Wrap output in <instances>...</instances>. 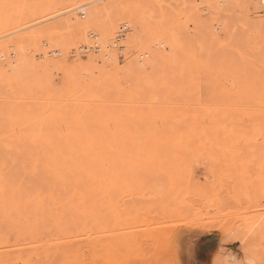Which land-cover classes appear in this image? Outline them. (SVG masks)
I'll return each mask as SVG.
<instances>
[{"label": "rangeland", "instance_id": "obj_1", "mask_svg": "<svg viewBox=\"0 0 264 264\" xmlns=\"http://www.w3.org/2000/svg\"><path fill=\"white\" fill-rule=\"evenodd\" d=\"M85 1L0 0V54L25 61L12 76L0 68V195L12 185L21 205L25 192L37 200L35 171L73 157L81 141L87 215L70 217L72 255L57 263L264 264V7L99 0L84 16L66 12ZM79 18L90 19L86 31ZM109 24L112 39L124 34L112 59L84 47ZM8 220L0 216V252L11 259L1 264L36 258L15 245L26 223Z\"/></svg>", "mask_w": 264, "mask_h": 264}, {"label": "bare ground", "instance_id": "obj_2", "mask_svg": "<svg viewBox=\"0 0 264 264\" xmlns=\"http://www.w3.org/2000/svg\"><path fill=\"white\" fill-rule=\"evenodd\" d=\"M95 1H99V0H87L85 1L84 3H80L78 5H75L74 7H70L69 10H66V12H69L71 10L73 11H76L77 9L80 10V16H84L85 15V6L89 5L90 2H95ZM101 1V0H100ZM250 4H252V6L255 8V9H258L260 7H264V0H248ZM51 2V0H50ZM49 4V3H48ZM47 5V4H46ZM68 5V4H67ZM49 6V5H47ZM66 7V5H64ZM105 6V5H104ZM104 6H101L100 8L103 7V9L105 8ZM62 7V6H61ZM93 7V6H92ZM91 7L92 10H96L98 7L95 5L93 8ZM107 8V7H106ZM105 8V10H107ZM2 9V8H1ZM76 9V10H75ZM90 9L91 13H93V11ZM254 10V9H253ZM264 10V8H263ZM72 11V12H73ZM78 11V10H77ZM65 13V12H64ZM63 13V14H64ZM76 13V12H75ZM90 13V15H91ZM62 14V13H61ZM77 14V13H76ZM126 14V13H125ZM57 15V14H56ZM87 16L90 17L91 19V16L89 14H86ZM94 15V14H92ZM127 15V14H126ZM125 15V16H126ZM72 16V15H71ZM68 17V16H67ZM93 17V16H92ZM69 18V17H68ZM82 18V17H81ZM94 18V17H93ZM74 19V18H73ZM71 19V21L73 20ZM80 19V18H79ZM89 19V18H87ZM84 20L82 21L80 19V21L82 22H75V26L79 27V29L81 28L80 26H83L84 24H86L85 22L87 21ZM89 19V20H90ZM46 20V19H45ZM66 20V22H65ZM64 20L65 24V29H68L67 28V18ZM70 21V22H71ZM74 21V20H73ZM77 21V20H76ZM116 21V20H115ZM63 22V23H64ZM90 24V23H88ZM86 25L87 29L89 27V25ZM91 24H94V23H91ZM117 24V23H116ZM34 25V24H33ZM107 25V24H106ZM123 27L125 24H122ZM32 26V25H31ZM29 26V27H31ZM74 26V28H75ZM93 26V25H92ZM28 27V26H27ZM63 27V26H62ZM69 27L71 28V25H69ZM85 26H83L84 28ZM26 28V26H25ZM69 28V29H70ZM114 28L116 29L117 27H115V25H110L109 24V27H106L105 28L103 27L102 30H100L99 32L102 33L103 31V36L101 38L99 37H96L98 39H95L93 40V43H94V46L90 45V42L88 46H84L86 48V50L88 48H92L91 49V52L92 50H96V51H99V49L102 50L103 48V51L106 50V52L103 54L104 57L108 58L110 56V53H109V49L112 51V54L114 55L115 52H113V50H115L114 48V44H117L116 42V38H122V36H124V34H122L120 32V35H117L116 38H113V34H114ZM68 29V30H69ZM77 29V28H76ZM85 31H86V28H84ZM83 29V31H84ZM71 30V29H70ZM70 30H69V33H70ZM125 30V28H124ZM74 31V30H73ZM88 31V30H87ZM126 31V30H125ZM34 31H32L33 33ZM47 34L46 36H48V38L50 37V33H52V31H45ZM90 32V31H89ZM92 33V31H91ZM89 33V34H91ZM124 33V32H123ZM99 34V33H98ZM92 36H94V34H91ZM101 36V34H100ZM127 37V35L125 36V38ZM132 38V37H131ZM92 39V38H91ZM123 39V38H122ZM50 40V39H49ZM120 40V39H118ZM126 40V39H125ZM132 40V41H131ZM129 40L130 42H132L131 44H134L133 43V39ZM21 41V40H19ZM33 41V40H32ZM31 41V42H32ZM122 41V40H121ZM128 41V40H127ZM30 42V43H31ZM123 42V41H122ZM125 42V41H124ZM36 43V42H35ZM44 43V42H43ZM126 43V42H125ZM123 44L120 46V48H124L126 47V44ZM20 44V43H19ZM39 44V43H38ZM92 44V43H91ZM157 44H163L162 41L161 42H158ZM37 45V44H36ZM35 45V46H36ZM12 46V45H11ZM29 46V45H28ZM38 46V45H37ZM13 47V46H12ZM32 47V46H31ZM79 47V46H77ZM77 47H75L77 49ZM6 49V47H4ZM15 48V47H14ZM24 48V47H23ZM28 48V47H27ZM35 48V47H34ZM33 48V49H34ZM75 48L74 50L72 51H75ZM81 48V46H80ZM96 48V49H95ZM128 49V47H126ZM2 49V48H1ZM0 49V50H1ZM79 49V48H78ZM77 49V50H78ZM131 49V48H130ZM4 50V49H2ZM1 50V52H2ZM93 50V51H94ZM108 50V51H107ZM123 50V49H122ZM126 50V49H125ZM16 51V50H15ZM19 51V50H18ZM17 51V52H18ZM43 51V50H42ZM45 51V50H44ZM41 52L42 55H46V54H49L50 52H53L52 50L51 51H45V52ZM6 52V50H5ZM10 52V51H9ZM12 52V51H11ZM35 52V51H34ZM77 52V51H76ZM101 52V51H100ZM39 53V52H38ZM17 54L16 58H14V53H2L0 54V59H4L7 55L10 56V60H8L9 62H4V64H0L3 65L5 67V69H7L10 73H11V76L15 73L18 74V72L22 71L21 69L24 68V59L21 58V53H15ZM20 54V56H19ZM145 54V53H144ZM144 54H141L142 56ZM36 55V54H35ZM157 55V54H156ZM9 56H7L6 58L8 59ZM11 56L14 58L11 59ZM40 56V55H39ZM103 56L102 59L104 58ZM25 57V56H24ZM113 57V56H112ZM144 58V57H143ZM158 57H156L157 59ZM6 59V60H7ZM101 59V61H102ZM105 59V58H104ZM112 59V58H111ZM159 59V58H158ZM5 60V61H6ZM109 60V59H108ZM106 60V62L108 61ZM139 61H142V59H138ZM144 60V59H143ZM104 61V60H103ZM137 61V60H136ZM152 61V60H151ZM138 63V62H137ZM143 63V61H142ZM150 63V62H149ZM139 64V63H138ZM146 64V63H144ZM147 65V64H146ZM145 66V65H144ZM1 71H7V70H4V68L1 66ZM3 69V70H2ZM140 69V68H139ZM12 70L14 72H12ZM0 71V72H1ZM8 71L6 72V74L8 73ZM3 72V73H4ZM13 73V74H12ZM3 75V74H2ZM16 75V74H15ZM5 76V75H4ZM238 130V129H237ZM154 131V130H153ZM235 132V130H234ZM233 132V133H234ZM237 134V133H236ZM234 136V135H233ZM68 140V139H66ZM239 141V140H238ZM62 142H64L62 140ZM80 145H76L73 146V148L77 151L76 154H74L73 157H69V156H66V155H56V156H53L51 158L50 161L51 164L49 165L48 162H47V159L45 161V166L47 169L46 170H43L41 172L38 171H35L37 174L41 175V180L42 182L40 183L41 185V188H39L40 190L39 191H36L35 192L37 193L36 197H37V200L33 199L32 196H31V199L30 197L28 196L27 192H25V194H23V197L24 199H26V201L24 202L23 200V204L21 205V197H22V190L19 188H15V187H12L11 185V190L9 189L8 192L9 193H5V188H3L2 186V189H1V199H3V202L0 203V216H3L5 217L6 219H9V225L11 223V221L13 219H16L18 218V220L21 222V223H26V227H27V234L24 233L22 235H19L20 236V240L22 241L20 243V241L17 243L18 239H16V244L15 245H18V246H21V245H24L26 244L27 246H25L28 250L33 251V249H35V251H33V254L36 256V258L32 257L31 255L27 256L29 258L25 259V260H22L24 262H22L23 264H59L57 262L61 261V259L58 261L57 258L58 257H62L65 258L67 257L68 259L70 258L69 256L72 255V250H70L72 247H71V244H70V240L69 238L67 240H64V237L66 236V233L68 231V223L69 220H70V217H74V219L72 218V220H76L77 218V221H79V219H83L86 217L87 215V210H86V193L87 192V185L84 184L86 183L85 180H83L84 176L87 175V168L85 167V154L83 152V150H85L83 148V143H81V141H78ZM67 144L69 145V143L67 142ZM67 144L64 143L65 147L67 146ZM75 144H77V140L75 141ZM74 145V144H73ZM72 149V148H71ZM64 150V149H63ZM74 152V151H73ZM58 153V152H57ZM75 153V152H74ZM55 157V158H54ZM88 167V165H87ZM132 168V167H131ZM136 170V169H135ZM139 170V169H138ZM155 171V170H154ZM35 172H33V175L35 174ZM39 172V173H38ZM141 172V171H140ZM41 173V174H40ZM38 176V175H37ZM140 176V175H139ZM32 177V175H31ZM36 177V175H35ZM38 179L39 176H38ZM38 183H39V180H38ZM4 184V183H3ZM29 184V183H28ZM26 185V184H25ZM75 186L76 188H72V186ZM28 186V185H27ZM22 187V186H21ZM70 187L73 189L72 191H68V189H70ZM23 188V187H22ZM34 189V188H33ZM32 189V190H33ZM90 189V188H89ZM105 189V188H104ZM7 190V189H6ZM38 190V189H37ZM96 192V190L94 191ZM93 192V193H94ZM100 192V191H99ZM103 192V191H102ZM91 194V193H90ZM95 194V193H94ZM96 196V195H95ZM29 197V198H28ZM133 197V196H132ZM88 200L90 201L89 197H87ZM5 199V200H4ZM17 201V203H16ZM94 201V200H92ZM14 202V203H12ZM98 203V202H97ZM90 204V203H89ZM99 204V203H98ZM133 204V203H132ZM9 205V206H8ZM91 205V204H90ZM96 206V205H95ZM100 208V207H98ZM97 208V209H98ZM10 209H14L15 212L13 213L12 215V211H10ZM94 209V208H93ZM109 211V210H107ZM89 212V211H88ZM114 213V212H113ZM88 214H92V213H88ZM94 214H96V212H94ZM92 216V215H91ZM106 217V216H105ZM94 218V217H93ZM71 220V222H72ZM23 221V222H22ZM83 221V220H82ZM13 222H16V220ZM12 222V224H13ZM76 222V221H75ZM6 222H4L5 224ZM18 223V222H16ZM14 224L12 226L15 227V225L17 226V224ZM21 224L24 225L25 224ZM76 224V223H75ZM81 223H79L78 225H80ZM156 224V223H155ZM1 225H2V221H1ZM21 225H19L20 227H22ZM22 227V228H23ZM76 227V226H75ZM79 227V226H78ZM77 227V228H78ZM6 228V227H5ZM18 228V227H17ZM81 228V227H80ZM1 229V228H0ZM117 229V228H116ZM7 231V229H6ZM102 231V230H101ZM106 231V230H105ZM1 233L3 231H0ZM19 232V231H18ZM74 232V231H73ZM216 232V231H215ZM218 232V231H217ZM221 232V231H220ZM57 233V235L55 234ZM59 233V234H58ZM105 233V232H104ZM107 233V232H106ZM128 233V232H126ZM115 234V233H113ZM111 235L112 237L114 235ZM131 234V232H130ZM128 234V236L130 235ZM222 234V233H221ZM105 235V234H104ZM103 235V236H104ZM117 235H119V233H117ZM124 235V234H123ZM159 235V234H158ZM73 236V235H72ZM75 236H76V233H75ZM110 236V237H111ZM132 236V235H131ZM220 236V235H219ZM222 236V235H221ZM109 237V238H110ZM115 237V236H114ZM118 237V236H117ZM115 238V240L112 241V239H110V244L111 246H116L118 244V241L121 242L123 240V238L125 237H121V234H120V238ZM63 238V240H61ZM102 238V237H101ZM105 238V236L103 237ZM107 238V237H106ZM147 238V237H146ZM223 238V237H221ZM14 239V238H13ZM72 239V237H71ZM118 239L117 241V244H116V240ZM128 239V238H127ZM145 239V238H144ZM224 239V238H223ZM222 239V240H223ZM28 240V241H27ZM121 240V241H120ZM126 240V239H125ZM124 240V241H125ZM100 241V240H99ZM106 241V240H105ZM133 242L135 240H132ZM158 241V240H157ZM127 242V240H126ZM131 242V241H130ZM130 242H127V243H130ZM159 242V241H158ZM35 243H38L36 244L35 246L33 244ZM74 243V242H73ZM92 243V242H91ZM97 243V242H96ZM105 243V242H104ZM103 243V244H104ZM125 243V242H124ZM116 244V245H115ZM122 245V244H121ZM124 245V244H123ZM127 245V244H126ZM136 245V243H135ZM140 245V244H139ZM159 245V244H158ZM76 246H79L80 248V245H77ZM132 246H134V244L132 243ZM246 246V245H245ZM71 247V248H70ZM122 247H125L126 246H122ZM128 247V246H127ZM118 248V246H117ZM117 248H115L114 250V255L115 253L118 251ZM120 248V246H119ZM75 249V247H74ZM77 249V248H76ZM90 249V248H89ZM127 249V248H126ZM129 249H130V246H129ZM79 250V249H78ZM132 250V249H131ZM158 250V249H156ZM76 252H73V253H78L77 250H74ZM89 251V250H88ZM80 252V251H79ZM71 253V254H70ZM130 253V252H129ZM146 253V252H145ZM108 254V252H107ZM33 255V256H34ZM82 255V254H81ZM86 255V254H85ZM89 255V254H88ZM146 255V254H145ZM76 256V255H75ZM74 256V257H75ZM147 257V256H146ZM17 258V257H16ZM92 258V256H91ZM110 258V257H109ZM8 261L11 259V254L9 252H0V264L3 262V261ZM78 259V258H77ZM115 259V258H114ZM57 260V261H56ZM69 260L66 259V262H64L65 264H69L68 263ZM71 261V260H70ZM69 261V262H70ZM79 261V259H78ZM96 261L98 262V260L96 259ZM113 264H117L115 262V260H113ZM85 262V261H84ZM147 262V261H146ZM16 264V263H15ZM71 264V263H70ZM79 264V263H78ZM81 264V263H80ZM83 264V263H82ZM86 264V262H85ZM88 264V262H87ZM92 264V262H91ZM100 264V263H98ZM111 264V263H110Z\"/></svg>", "mask_w": 264, "mask_h": 264}]
</instances>
